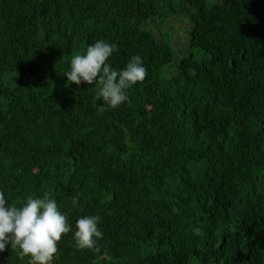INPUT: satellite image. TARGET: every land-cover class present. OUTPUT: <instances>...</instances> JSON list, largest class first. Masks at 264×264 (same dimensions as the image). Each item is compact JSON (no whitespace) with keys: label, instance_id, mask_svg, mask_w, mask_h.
Instances as JSON below:
<instances>
[{"label":"trees","instance_id":"trees-1","mask_svg":"<svg viewBox=\"0 0 264 264\" xmlns=\"http://www.w3.org/2000/svg\"><path fill=\"white\" fill-rule=\"evenodd\" d=\"M179 15L205 57L167 76ZM97 40L148 71L103 112L65 76ZM0 190L51 195L73 231L101 216L98 250L70 232L54 264H264V0H0Z\"/></svg>","mask_w":264,"mask_h":264},{"label":"clouds","instance_id":"clouds-1","mask_svg":"<svg viewBox=\"0 0 264 264\" xmlns=\"http://www.w3.org/2000/svg\"><path fill=\"white\" fill-rule=\"evenodd\" d=\"M118 51L115 43L97 40L82 53L76 54L66 73L68 81L100 85L97 96L102 99L100 111L116 109L129 101L128 92L144 81L147 68L139 55L132 56L122 69L112 66L110 58ZM99 215H85L73 225L51 195L28 196L18 204H10L0 190V252L15 249L28 264H54L62 236L72 233L78 251L97 249L103 238ZM200 229L195 230L200 234ZM98 250V249H97Z\"/></svg>","mask_w":264,"mask_h":264},{"label":"rangeland","instance_id":"rangeland-1","mask_svg":"<svg viewBox=\"0 0 264 264\" xmlns=\"http://www.w3.org/2000/svg\"><path fill=\"white\" fill-rule=\"evenodd\" d=\"M157 22L159 25L163 22V19L158 18ZM168 22L170 23V26H166L164 27V29L162 28V31H160L162 34L166 35V37H170L173 35L169 38V41L171 43L167 40L170 43L173 52L172 62H170L163 68V71L167 74V76L171 75L172 72L175 71L177 64L181 58L193 55L196 60H200L205 57L201 50L189 45V33H186L184 30L188 27H186L187 23H189L191 27V23L188 21L187 17L183 15L172 16L168 18ZM186 40L188 41V45L185 48Z\"/></svg>","mask_w":264,"mask_h":264}]
</instances>
